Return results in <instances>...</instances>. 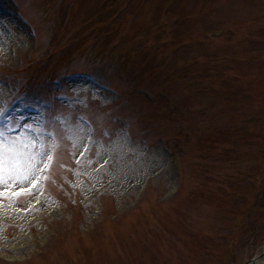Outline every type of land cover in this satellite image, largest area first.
<instances>
[{
  "label": "rangeland",
  "instance_id": "374dc122",
  "mask_svg": "<svg viewBox=\"0 0 264 264\" xmlns=\"http://www.w3.org/2000/svg\"><path fill=\"white\" fill-rule=\"evenodd\" d=\"M1 97L40 171L0 182V264L262 251L264 0H0Z\"/></svg>",
  "mask_w": 264,
  "mask_h": 264
},
{
  "label": "snow or ice",
  "instance_id": "6c2138e0",
  "mask_svg": "<svg viewBox=\"0 0 264 264\" xmlns=\"http://www.w3.org/2000/svg\"><path fill=\"white\" fill-rule=\"evenodd\" d=\"M35 155L29 141L23 138L19 141H5L4 133L0 132V182L6 178L17 182L31 180L40 171L34 163Z\"/></svg>",
  "mask_w": 264,
  "mask_h": 264
},
{
  "label": "water",
  "instance_id": "95a60500",
  "mask_svg": "<svg viewBox=\"0 0 264 264\" xmlns=\"http://www.w3.org/2000/svg\"><path fill=\"white\" fill-rule=\"evenodd\" d=\"M262 256H264V246H263L262 251H260V252H259L258 254H256L253 258H251V259L247 262V264L254 262L257 258H260V257H262Z\"/></svg>",
  "mask_w": 264,
  "mask_h": 264
},
{
  "label": "bare ground",
  "instance_id": "6f19581e",
  "mask_svg": "<svg viewBox=\"0 0 264 264\" xmlns=\"http://www.w3.org/2000/svg\"><path fill=\"white\" fill-rule=\"evenodd\" d=\"M249 264H264V256L257 258L254 262Z\"/></svg>",
  "mask_w": 264,
  "mask_h": 264
}]
</instances>
